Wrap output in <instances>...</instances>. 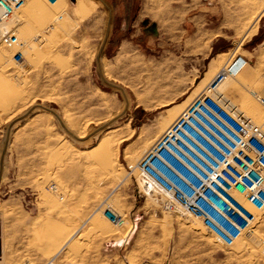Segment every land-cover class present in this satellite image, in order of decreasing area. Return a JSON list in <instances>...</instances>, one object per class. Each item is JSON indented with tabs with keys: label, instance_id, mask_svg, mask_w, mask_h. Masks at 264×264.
<instances>
[{
	"label": "rangeland",
	"instance_id": "rangeland-1",
	"mask_svg": "<svg viewBox=\"0 0 264 264\" xmlns=\"http://www.w3.org/2000/svg\"><path fill=\"white\" fill-rule=\"evenodd\" d=\"M50 1L26 0L23 13H17L19 37L31 44L24 50L26 70L10 61L9 48L0 46V204L8 196L1 163L9 155L10 171L31 170L24 205L69 203L85 211L47 213L61 215L59 242L42 252L43 262L26 255L19 264H46L63 246L71 249L81 242L87 248L93 240L118 234L129 236L120 252L134 254L130 260L135 264H264L259 242L264 241V214L250 234L225 247L198 219L169 213L157 195L145 193L137 167L144 160H139L143 150L172 127L196 97L211 95L221 113L230 108L264 131V103L256 99H264V33L258 30L250 37L264 0L249 20L241 21L239 12L233 15H238L232 20L238 26L230 53L206 55L198 67L178 43L165 42L164 27H131L132 19L113 20L123 0L108 5L100 0ZM186 1L196 0L159 4L165 19L157 23L180 25L182 14L176 10ZM65 12L73 25L66 23L43 43L33 42ZM111 22H123L130 34L138 29L131 44L104 47ZM235 57H243L247 67L210 91L209 81ZM105 207L121 214L124 222L115 226L105 219Z\"/></svg>",
	"mask_w": 264,
	"mask_h": 264
},
{
	"label": "built area",
	"instance_id": "built-area-1",
	"mask_svg": "<svg viewBox=\"0 0 264 264\" xmlns=\"http://www.w3.org/2000/svg\"><path fill=\"white\" fill-rule=\"evenodd\" d=\"M25 3L0 0V46L11 50L10 61L23 70L28 68L24 50L31 44L19 37L17 13ZM73 20L66 12L58 14L33 42L43 43L66 23L73 25ZM234 75L225 63L207 87L214 91ZM256 99L264 103L263 98ZM192 106L196 117L174 123L169 143L155 144L150 159L138 163L140 186L145 193L157 195L165 211H179L198 219L215 241L230 247L250 234L264 214V131L230 108L221 113L211 95L196 97ZM50 187L55 189L54 185ZM102 214L115 226L124 222L123 216L110 207H105ZM259 242L264 255V241Z\"/></svg>",
	"mask_w": 264,
	"mask_h": 264
},
{
	"label": "crops",
	"instance_id": "crops-1",
	"mask_svg": "<svg viewBox=\"0 0 264 264\" xmlns=\"http://www.w3.org/2000/svg\"><path fill=\"white\" fill-rule=\"evenodd\" d=\"M111 1L113 0H100L104 5H108ZM165 1L139 0L138 8L134 7V3H137L135 0L119 1L114 13L116 15H112L113 20L132 19L131 27L139 25L142 28H147L154 23L156 26L164 27L165 42H168V45L178 43L184 48V51L192 54L195 58L190 60L196 62L194 65L196 67L199 65V60L204 59L206 55L215 58L229 54L234 37L237 36L235 28L238 25L232 23V20L238 19V15L236 18L233 15L239 12L242 13L239 15L241 21L249 20L252 13L259 11L261 4L259 0L186 1L185 8L176 10L182 14L180 25L178 22L175 25L172 23L161 25L157 21L164 20L165 17L158 7ZM127 27L129 28V24ZM252 27L250 37L255 35L258 30L264 33V9L259 12ZM137 30L134 29V32L130 34L129 29H124L123 22L121 24L111 22L104 47L115 45L120 49L131 44L130 37L136 34ZM239 59L244 62L242 69L247 67V61L243 57H239ZM10 161L11 157L8 155V161L4 157L1 163V178L8 181V196L0 204V264H19L22 257L26 255L41 263L45 260L42 252L55 247L62 236L61 228L57 225L60 223L61 215L50 216L47 213L70 211L83 213L85 210L76 204L69 203L64 205L55 203L24 205L22 194L25 186H29V181L32 179L31 170L28 169V173H23L20 168H13L10 171L13 166ZM42 198L46 199L43 195ZM47 199L51 200L50 197ZM131 224L133 230L132 220ZM128 240L129 236L118 234L93 240L89 243L90 247L87 248L83 247L81 242H76L75 247L71 249H66V246H63L55 255L53 264H135L136 262L130 260L135 259L134 254L120 252ZM137 260L141 259L138 257Z\"/></svg>",
	"mask_w": 264,
	"mask_h": 264
},
{
	"label": "bare ground",
	"instance_id": "bare-ground-1",
	"mask_svg": "<svg viewBox=\"0 0 264 264\" xmlns=\"http://www.w3.org/2000/svg\"><path fill=\"white\" fill-rule=\"evenodd\" d=\"M26 6H27V4L25 3V5L21 8L22 9V13H23V11H24V9L26 8ZM21 9H20V11H21ZM19 13V12H18ZM20 15H21V13H20ZM19 19V18H18ZM21 19H19V21H20ZM244 64V62H243V60L242 59H237V58H235L232 62H230L229 63V65L227 66V67H229L230 69H231V71H232V73L233 74H235L234 76H236L239 72H240V70L242 69V65ZM244 68V67H243ZM185 106V105H184ZM183 107V106H182ZM189 107V106H188ZM187 107V111L185 112V114L182 116V117H178L179 119L176 121V122H178L180 119H184V121H188L189 120V118L190 117H196V115L194 114V112H195V110L193 111L192 110V108H193V106H190L189 108ZM184 112V111H183ZM183 114V113H182ZM175 122V123H176ZM172 125V124H171ZM170 126V125H169ZM170 131H171V127L170 128H168V129H166L164 132H162L163 134L159 137V138H157L150 146H148V147H146L144 150H143V152L141 153V155H140V158H139V160L142 158H144V160H147V159H150V156H151V149L153 148V146L155 145V144H159L160 142H166V144L167 143H169V140H171L172 139V136L169 134L170 133ZM154 140V139H153ZM141 181V179H140V177H139V182ZM141 183V185H142V182H140ZM182 213V212H181ZM184 214V213H183ZM188 216V215H187ZM189 217H191L190 215H189ZM196 219V218H195ZM231 247V246H230Z\"/></svg>",
	"mask_w": 264,
	"mask_h": 264
}]
</instances>
